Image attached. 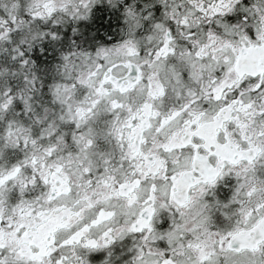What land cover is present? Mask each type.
Here are the masks:
<instances>
[{"label":"snow or ice","instance_id":"obj_1","mask_svg":"<svg viewBox=\"0 0 264 264\" xmlns=\"http://www.w3.org/2000/svg\"><path fill=\"white\" fill-rule=\"evenodd\" d=\"M0 264H264V0H0Z\"/></svg>","mask_w":264,"mask_h":264}]
</instances>
